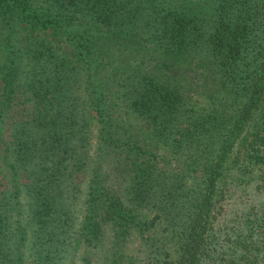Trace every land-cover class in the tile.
<instances>
[{
    "label": "trees",
    "instance_id": "obj_1",
    "mask_svg": "<svg viewBox=\"0 0 264 264\" xmlns=\"http://www.w3.org/2000/svg\"><path fill=\"white\" fill-rule=\"evenodd\" d=\"M171 59L203 75L198 97ZM72 219L104 264H264V0H0V264L46 232L30 264H56Z\"/></svg>",
    "mask_w": 264,
    "mask_h": 264
},
{
    "label": "rangeland",
    "instance_id": "obj_2",
    "mask_svg": "<svg viewBox=\"0 0 264 264\" xmlns=\"http://www.w3.org/2000/svg\"><path fill=\"white\" fill-rule=\"evenodd\" d=\"M206 7H207V4H206ZM56 42L66 52H71L73 49L72 44H69L66 41H62V39H58ZM169 62L170 64H168V67H167V76H168L169 81L173 83V85L176 86L182 93L187 94V92L188 93L191 92L192 96L198 97L197 95L198 88L202 85L203 75L202 77H200L198 73L199 71L193 66V64H191V60L189 62L187 61L183 62V60L171 59V61ZM171 62L173 63L172 65H171ZM169 68L170 70L168 71ZM109 73H111V71H109ZM70 94L73 96H76V99L79 100L81 98V95L83 94V91L81 89H78L77 91L73 89L70 92ZM103 98L105 100L106 96H103ZM85 112H86L87 118L91 120L87 124L83 125V128L85 130H91L93 132L92 137L94 138L95 137L94 131L97 125L95 123L96 119H93L94 111L91 110V108L88 106L85 109ZM127 117L132 123L131 129L135 133V137L137 141L140 143H143L144 142L143 136L146 131L144 128V124L141 121H139V119L131 115H127ZM89 149L91 152L92 146H90ZM122 154H123L122 152L121 154H115L116 156L115 158L117 160H120V162L123 161L125 158ZM92 156L87 157V159L90 158L89 162L91 161ZM104 163L106 164V169L108 171H111L113 168L115 170H118L119 174L122 170V167L124 166L121 164H117L112 156H108L107 161ZM81 179H82L81 176H74L72 178L74 182H78ZM116 185L117 183L113 186H116ZM71 186L72 188L68 193L69 195L65 198L66 199L65 203H66L68 210H71L72 205H73V208L75 209L77 213L75 214V217H76L75 220L77 222L78 220L83 218L81 209L84 208V206H86L85 201H87L88 198L86 199V188L85 187L80 188L78 186L76 188L75 186H73L72 183H71ZM21 196L22 194L20 195V199L22 200ZM99 204L100 202L95 203V209L99 208ZM28 215H29V212L24 206L23 210L21 211V215L19 219L25 220L29 218ZM69 229L72 231V237L65 238V243L67 244L68 247L66 246V249H64V251H60L59 248L55 250L54 255H58L61 257H54L55 258L54 262H56V264H104V260L108 259V257L106 256V251H104L103 249H100L99 247L89 246L84 243L85 242L84 240L82 241L81 239H79L80 234H78L77 230L80 229V227L77 225V223L76 224L73 223V219H72V224L69 226ZM69 239L72 240L71 243L68 242ZM52 240L55 241V238L53 237V235L47 232L44 236H42V238H40L39 235L31 234L29 236V240L26 245L28 252H30L31 254L29 257H27L28 264H30L35 258H37L36 254L33 251V248L35 249L36 247H39L41 250L39 254L41 255L45 253V250L49 252L50 251L53 252L54 249H52L51 247V243L53 242ZM132 241L136 242L138 241V239L134 238L132 239ZM11 264H15V263H11ZM108 264H115V263L113 261H111V263L110 261H108Z\"/></svg>",
    "mask_w": 264,
    "mask_h": 264
}]
</instances>
